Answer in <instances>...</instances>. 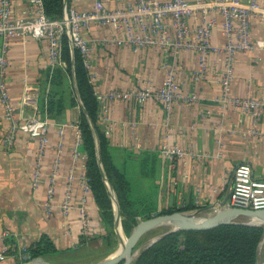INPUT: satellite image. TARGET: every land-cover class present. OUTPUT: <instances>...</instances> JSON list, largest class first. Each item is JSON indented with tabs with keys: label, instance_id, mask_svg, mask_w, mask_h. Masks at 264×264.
<instances>
[{
	"label": "crops",
	"instance_id": "0c3cea01",
	"mask_svg": "<svg viewBox=\"0 0 264 264\" xmlns=\"http://www.w3.org/2000/svg\"><path fill=\"white\" fill-rule=\"evenodd\" d=\"M97 1H101L108 10L123 9L134 2L64 0L63 17L71 9L81 13L90 12ZM188 1L194 3L199 0ZM11 2L12 18L23 17L28 10V1ZM259 2L264 6V0ZM210 16L217 19L212 31V44L223 47L226 43L223 18L216 12ZM202 20V14H198L189 20V26L196 27L202 24ZM170 30L172 34L175 33L172 28ZM81 32L90 48L87 64L98 103L97 125L108 141L112 160L119 169L127 170L137 180L140 188H149L153 184L158 186L156 201L159 211L191 208L190 211L182 212L200 211V217L213 216L227 197L229 202L233 174L240 165H249L253 177L264 181V112L255 121L250 113H243L217 102L222 94L221 55L209 56L208 73L200 81L195 79V72L199 67L196 52L182 51L178 61L173 64L181 91L187 95H196L197 101H177L167 109L162 102L155 99H149L142 104L135 99L103 100L98 96L111 91H140L148 87L158 90L167 76L164 66L167 64L171 67L173 60L158 48H144L135 52L130 47L115 43L114 39L119 35L110 27L93 23L89 29ZM251 37L257 48L237 56L231 92L234 97L264 101L263 21L252 19ZM2 48L3 39L0 38V53ZM47 50L46 40L16 37L9 41V66L5 79L16 121L23 123L31 117L47 121L50 140L41 168V185L34 189L33 173L38 141L19 131L10 146L7 137L11 132L12 122L6 119L0 103V252L6 251V260L0 261V264H21L23 249L43 236L49 237L61 252L57 254L59 257L69 258L91 248H99L103 243L102 238L107 234L92 193L87 195V226L78 210L64 214L57 206L65 198L67 177L74 166L77 127L82 113L87 115V112L79 95L73 60L72 97L75 104L67 105L58 118L48 117L41 112L40 101L50 90L47 71L54 69L47 60ZM72 51L71 49L73 55ZM63 63L56 68H67L64 59ZM26 90L33 91L35 97L28 104L24 102ZM88 119L97 146L96 127L89 117ZM63 126L67 127L62 139L63 148L59 152V131ZM253 130L259 134H253ZM163 148H179L186 154L170 161L163 157ZM154 161L155 177H143L141 163L150 170L154 168ZM56 162V201L53 211L48 214L47 190ZM98 162L112 202L115 230L118 233L122 219L117 195L108 181L99 157ZM83 167L86 169V162H79L75 166L76 172L79 173ZM144 170L146 171L145 168ZM83 196L81 187L74 183L73 204H79ZM4 235L5 238L1 239ZM55 258L52 257V260ZM49 263L68 264L52 261Z\"/></svg>",
	"mask_w": 264,
	"mask_h": 264
},
{
	"label": "built area",
	"instance_id": "2783aa9c",
	"mask_svg": "<svg viewBox=\"0 0 264 264\" xmlns=\"http://www.w3.org/2000/svg\"><path fill=\"white\" fill-rule=\"evenodd\" d=\"M28 10L19 19L12 18L11 0H0V38L3 39V48L0 53V103L4 108L5 117L12 122L11 132L7 137L10 146L14 143L19 131L27 133L32 139L38 141L37 161L33 173V188L41 185V168L46 149L49 145L47 134L48 122L31 117L23 123L16 121L15 109L10 100L6 83V70L9 66L8 48L9 41L16 37L23 39L46 40L48 43L47 60L52 68L63 63L64 37L68 38L72 50L77 49L82 54L88 68L87 58L90 48L87 41L82 37V30L89 29L95 23L102 27L113 28L118 33L114 42L132 48L138 52L144 48H158L166 56L172 58L171 67L165 64L167 76L162 86L155 90L145 88L137 91H111L98 96L99 99H135L142 104L149 99L162 102L169 109L175 102L197 101L196 95H187L181 91L175 77L174 63L184 50H192L198 54L199 67L195 72L196 81L204 79L209 70V56L219 54L223 60V72L220 78L222 94L217 99L221 105L231 106L243 113H250L255 121L264 112V101L254 98L234 97L231 85L234 80V66L236 58L240 54L250 53L257 48L256 42L251 37V21L257 19L264 22V6L259 0H207L194 3L188 0H134L126 8L108 10L101 1H97L90 12H78L71 9L60 20L48 17L43 0H27ZM219 13L223 18V32L226 43L223 47L212 44V31L217 24L215 16L211 13ZM198 14H202V24L196 27L189 26V20ZM171 21V24H169ZM174 30V34L170 29ZM35 99L33 91L26 90L24 102L26 104ZM63 126L60 133V150L63 148L62 139L65 134ZM253 134H259L253 130ZM83 149L82 131L78 125L76 142L73 152V168L67 177V190L64 200L58 204V208L64 214L78 210L81 218L88 225L87 218V195L91 193L86 169L83 167L79 173L75 166L79 162L87 161V154ZM185 152L179 148H163L162 155L167 160L185 156ZM58 162L54 165V172L50 178V186L47 190V213L50 214L55 206V185L58 178ZM78 183L84 196L79 204L72 202L73 184ZM227 208L244 210H264V181L253 177L252 168L249 165L238 166L233 174L230 200ZM87 221V223H86ZM5 235L1 237L4 239ZM27 247L23 249L25 263L31 262L26 254ZM6 260V251L0 252V261Z\"/></svg>",
	"mask_w": 264,
	"mask_h": 264
},
{
	"label": "trees",
	"instance_id": "16d2710c",
	"mask_svg": "<svg viewBox=\"0 0 264 264\" xmlns=\"http://www.w3.org/2000/svg\"><path fill=\"white\" fill-rule=\"evenodd\" d=\"M43 2L49 18L53 20L63 18L64 0H43ZM63 43V59L67 68H54L47 71L50 90L41 99L40 110L48 117L58 118L64 113L67 105L75 104L72 97L73 60L79 95L87 112V115L82 113L79 121L83 136V150L87 154L85 172L107 233L102 241L103 244H108V234H110L108 228L115 230V216L110 195L101 175L97 146L88 117L96 127L100 158L108 181L117 195L125 233L126 231L128 234L131 233L140 220H149L178 210L173 208L159 211L156 201L158 186L153 184L149 188H140L137 180L127 170H121L114 164L108 141L97 125L98 103L85 60L77 49L72 51L73 55L71 54L67 37H64ZM152 165L154 168L149 170L144 163H141L143 177L147 179L155 177V161ZM190 210L191 208L181 209V211ZM238 222L241 224L221 225L207 231L170 233L149 249L144 250L134 264H257L260 244L264 240V225H246L248 220L243 218ZM59 253L61 252L47 236H43L27 249V254L32 260Z\"/></svg>",
	"mask_w": 264,
	"mask_h": 264
},
{
	"label": "water",
	"instance_id": "95a60500",
	"mask_svg": "<svg viewBox=\"0 0 264 264\" xmlns=\"http://www.w3.org/2000/svg\"><path fill=\"white\" fill-rule=\"evenodd\" d=\"M97 153L100 159L99 144L97 143ZM102 170L103 167L101 166ZM104 171V170H103ZM228 197L220 204L218 211L211 217H200V211L196 212H182L177 211L172 214L161 215L141 222L132 234L126 239L121 250L111 258L106 259L100 264H131L134 258H138L144 250L149 249L156 242L163 239L170 233L178 231H207L215 229L221 225L228 224H241L239 219L243 218L248 220L246 225L263 226L264 225V210H244L227 208L226 204ZM119 216V212L117 213ZM169 226L172 229L157 238L153 239L146 246L139 248L136 255H133L134 250L138 246L141 238L153 229ZM264 240L260 244V248ZM24 264H49L43 259L38 258L32 262ZM259 264V261L257 262ZM261 264H264L261 263Z\"/></svg>",
	"mask_w": 264,
	"mask_h": 264
},
{
	"label": "rangeland",
	"instance_id": "374dc122",
	"mask_svg": "<svg viewBox=\"0 0 264 264\" xmlns=\"http://www.w3.org/2000/svg\"><path fill=\"white\" fill-rule=\"evenodd\" d=\"M69 92H71V91L69 90ZM175 212H177V211H175ZM175 212H173V213H175ZM163 215H166V214H163ZM155 217H158V216H155ZM143 221H146V220H140L139 224ZM137 226H135L132 229L131 233H129V234L127 231L125 233L123 226L118 228V230H117L118 233L116 232V230H114V229L112 230V229L108 228L110 231V234H108V240H107L108 244L102 243V245L99 248H91L89 251L81 252V253L76 254L74 256H71L69 258H62L56 254V255H50L47 257H42L41 259H43L47 263L52 261V262H61V263H68V264H100L103 261H105L106 259L113 257L114 255H116L121 250V248L124 245V242L132 234V232L135 230V228ZM171 229L172 228L169 226H162V227L153 229L151 231H148L141 238L138 246L136 247V249L133 252V255L137 254L139 248L146 246L153 239H155L158 236L170 231ZM26 254H27V252H26ZM23 256H24V253H22V255H21V259H20L22 262L21 264L25 263V262H23L24 261ZM52 257H56L55 260H52ZM136 259L137 258H134L132 260L131 264H134ZM32 261H34V260H31V262ZM263 262H264V245L259 249V264H261Z\"/></svg>",
	"mask_w": 264,
	"mask_h": 264
},
{
	"label": "bare ground",
	"instance_id": "6f19581e",
	"mask_svg": "<svg viewBox=\"0 0 264 264\" xmlns=\"http://www.w3.org/2000/svg\"><path fill=\"white\" fill-rule=\"evenodd\" d=\"M263 245H264V242H263L262 246H263ZM262 246H261V247H262Z\"/></svg>",
	"mask_w": 264,
	"mask_h": 264
}]
</instances>
